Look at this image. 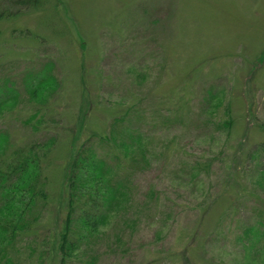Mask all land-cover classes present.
I'll return each mask as SVG.
<instances>
[{"label":"rangeland","instance_id":"obj_1","mask_svg":"<svg viewBox=\"0 0 264 264\" xmlns=\"http://www.w3.org/2000/svg\"><path fill=\"white\" fill-rule=\"evenodd\" d=\"M0 8V99L6 85L16 95L1 104L0 127L16 143L57 132L46 168L51 194L69 138L58 125L77 123L85 100V132L104 129L125 103L143 112L132 120L150 161L118 169L127 198L62 264H263L235 236L249 223L264 229L255 185L264 162V0H0ZM42 62L58 84L38 101L25 76ZM207 90L216 103L204 99ZM226 105L231 124L216 128ZM193 158L208 163L194 178L180 166ZM42 226L29 244L24 236L14 243L17 264H61Z\"/></svg>","mask_w":264,"mask_h":264},{"label":"trees","instance_id":"obj_2","mask_svg":"<svg viewBox=\"0 0 264 264\" xmlns=\"http://www.w3.org/2000/svg\"><path fill=\"white\" fill-rule=\"evenodd\" d=\"M13 1L23 6L36 0ZM2 14L3 9L0 8V17ZM23 31L29 33L26 28ZM42 63L40 68L33 73L27 72L25 76L30 97L38 101L58 84L57 78L50 72L51 64ZM5 89L9 94L6 93V97L0 99V106L16 98L10 85H6ZM204 96L205 100L216 99L214 103L217 102V93L213 90H207ZM85 101L86 105L79 109L77 123L71 126L64 123L58 125L60 131L69 133V138L54 194L48 190L46 168L48 155L58 138L57 132L50 129L40 139L16 143L7 130L0 127V264H17L12 254L14 243L23 236V244L30 243L28 238L34 236L38 227L42 226L40 221L52 200L57 201L51 207L53 219L49 225L42 226L51 237L44 242L49 245L46 247L52 254L58 253V261L64 263L83 240L87 241L90 236L102 232L113 209L122 206L127 198L128 185L124 178L119 177L118 169L142 168L150 161L151 154L144 140V132L132 120L143 113L137 103L131 101L123 104L124 107L110 117L104 129H87L85 132L83 118L89 109V103ZM120 101L124 103V100ZM224 108L226 117L214 119L216 128H227L231 124L228 106ZM36 112L37 108L24 118L25 122L33 119ZM30 125L34 132L36 125ZM259 147L254 148L253 154L249 155L254 157L259 154L262 149ZM257 163L260 166L255 185L259 187L261 197H264V162L257 160ZM207 164L206 161L201 163L193 158L190 163L183 162L180 166H188V173L194 178L200 168ZM257 221L261 225L262 222ZM258 229L255 224H245L235 240L240 242L247 254L259 257L264 264V245H257L264 237V229ZM46 250L45 246L37 250L39 262ZM82 264L90 262L87 260Z\"/></svg>","mask_w":264,"mask_h":264}]
</instances>
